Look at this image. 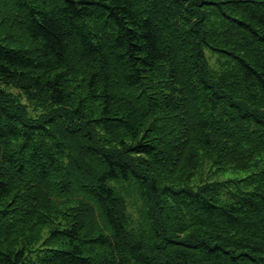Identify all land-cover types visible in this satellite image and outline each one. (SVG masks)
I'll list each match as a JSON object with an SVG mask.
<instances>
[{
	"label": "trees",
	"instance_id": "obj_1",
	"mask_svg": "<svg viewBox=\"0 0 264 264\" xmlns=\"http://www.w3.org/2000/svg\"><path fill=\"white\" fill-rule=\"evenodd\" d=\"M0 264H264V0H0Z\"/></svg>",
	"mask_w": 264,
	"mask_h": 264
},
{
	"label": "rangeland",
	"instance_id": "obj_2",
	"mask_svg": "<svg viewBox=\"0 0 264 264\" xmlns=\"http://www.w3.org/2000/svg\"><path fill=\"white\" fill-rule=\"evenodd\" d=\"M208 52V55L210 54V53H212L210 50H208L207 51ZM210 58H211V62L213 63L214 62V60H215V58H216V55H211L210 56ZM233 174H231V173H228L226 176H228V175H234V176H245L246 174H247V172H244V171H237V172H232ZM223 177H225L224 175H222L220 178H223Z\"/></svg>",
	"mask_w": 264,
	"mask_h": 264
}]
</instances>
